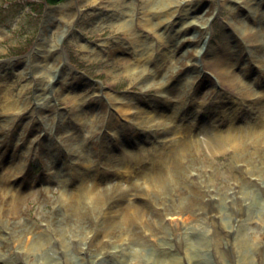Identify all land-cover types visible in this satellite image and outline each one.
Returning <instances> with one entry per match:
<instances>
[{
  "label": "rangeland",
  "instance_id": "374dc122",
  "mask_svg": "<svg viewBox=\"0 0 264 264\" xmlns=\"http://www.w3.org/2000/svg\"><path fill=\"white\" fill-rule=\"evenodd\" d=\"M91 1L69 0L37 14L31 7L36 10V2L42 4V0H0V186L5 182L14 194H22L21 218L31 226V233L14 235L17 241L9 235V241L0 240V264H154L149 260L154 259L153 247L141 250L137 258L131 250L103 257L95 251L100 250L99 240L94 249L87 250L88 244L72 238L75 232L82 240L89 234L82 232L77 208L85 220L93 219V208L85 200L72 204V209L54 205L55 200L69 196L62 194L82 191L74 170L80 168L84 174V160H76V154H90L112 179L117 172L107 165L126 156L125 150L148 154L152 137L142 130L145 125L139 129L130 124L113 98L164 117L174 106L185 105L180 110L182 123L200 135L206 127L214 128L215 120L226 122L223 112L235 111L239 124L252 122L256 99L263 96L264 0H176L177 5L193 9V14L178 11L172 18L169 34L179 30L187 35L178 40L182 45L178 51L166 58L159 50L163 44L159 31L141 21L151 1L125 0L122 5L112 4L115 0ZM131 17V28L122 29L120 24L127 25ZM188 27L193 29L185 31ZM202 28H206L204 41L199 40ZM163 36L165 46L172 39L168 33ZM137 44L144 54L146 45L158 46L155 56L150 53L147 59L143 54L142 60L148 61L139 67L133 64L138 58L130 51ZM260 46L263 58L252 59L251 51ZM46 50L43 56L39 54ZM241 58H246L243 69L234 70ZM154 70L160 72L152 76ZM164 70L166 78L161 76ZM170 76L171 89L160 90L159 84ZM235 77L241 79L240 84ZM42 85L49 92L45 98L39 93ZM249 89L258 96L250 98ZM104 118L120 121L125 147L105 130ZM201 138L197 157L208 180L211 176L212 183L223 189L222 196L228 198L235 215L229 217L228 208L220 206L223 216L211 214L207 226L194 220L168 222L169 229H178V237L169 240L173 244L169 260H175L173 264H241L244 251L249 264H264V222L256 220L262 214L264 219V179L249 184L254 187L238 186L234 148L209 149ZM258 154L264 156L263 147ZM53 213L69 225L59 223L58 236L50 235L53 239L49 240L46 233L53 232L44 216ZM237 246L243 248L239 254ZM132 247L124 245V249Z\"/></svg>",
  "mask_w": 264,
  "mask_h": 264
},
{
  "label": "bare ground",
  "instance_id": "6f19581e",
  "mask_svg": "<svg viewBox=\"0 0 264 264\" xmlns=\"http://www.w3.org/2000/svg\"><path fill=\"white\" fill-rule=\"evenodd\" d=\"M96 1L106 3L107 0H93L90 3ZM148 1H151V6L148 7L149 10L146 11L141 21L151 24L152 27L150 26V28L159 31V36L163 40V44L159 46L160 52L163 53L161 57L166 58L174 55L182 46L178 45V40L185 39L187 33L181 34L182 31L177 30L176 35L169 34L170 25L174 26L172 18L177 15L178 11L184 13L185 16H188L189 12L193 14V9L184 4H180V7L177 5L179 1L176 0ZM124 2L125 0H115L112 4L122 5ZM107 3L110 4V2ZM122 16L126 19L129 15L125 12ZM132 21L133 18L131 17V21L127 25L120 24L121 28H131ZM206 24L204 23L203 26H206ZM194 25L196 24L194 23ZM191 29L193 27H188L185 31ZM165 33H168V37L172 40L170 39L171 41L164 46L165 38L163 34ZM200 33L199 40H204L205 28ZM193 41L198 42L195 39ZM262 41L264 43V39H261L260 42ZM132 46L130 51L138 58L133 64L137 67L148 61L147 59L151 55L155 56V50L158 47L157 45H146L144 54V50L141 49L140 45ZM259 48L262 47H257L251 51L250 56L252 59L261 60L263 58ZM47 52L48 50L39 52V54L41 53L43 56ZM143 54L146 55L147 59L142 60ZM245 60L246 58H241L234 65V70H242ZM163 66L164 64L161 67L163 68ZM142 68L144 67L142 66ZM166 71L164 70L161 73L164 78L167 77L165 75ZM157 72L160 71H155L151 75L155 76ZM144 76L142 75V77ZM172 79L170 76L167 81L161 82L159 84L160 90L162 88L166 91L171 89L168 85ZM235 80H237V83H241L240 78L235 77ZM252 92L251 89L248 90L250 98L258 96L255 92L253 94ZM39 93L44 95L43 98L49 94L46 85L39 87ZM112 100L120 115L127 118L130 124L139 129H142L140 128L141 124L145 125L142 126V130L152 137L148 154L133 155V152L125 150L124 155L126 156L119 157L113 166L107 165L117 172L113 179L101 169L103 164L95 161L90 154H81L83 156L76 154L78 156L76 160H84L82 168L85 173L83 174L80 168L74 170L79 177L82 191L62 194L69 196L65 199L62 197L55 200L54 205L60 206V208L65 205L72 209V204L78 205L76 203L79 200H85L93 208L91 222L83 218L81 208L76 209L82 232H89L93 236L87 234L85 240H82L81 237L78 238L77 234L79 232H75V235L72 236L73 239L88 244L87 250L94 249L93 247L99 240L100 250L95 249L96 254H103V257H106L105 255H114L113 257H115L125 255L126 252L131 250L132 256L137 258L138 255H141V250L153 247L155 248L153 251L154 259H149L152 260L151 263L173 264L171 261L175 260H169L173 259V255L170 254L173 244L169 240L171 237H178V229H169L168 222L177 220L185 224L188 220H194L196 223L200 222L207 226L210 223L208 219L211 218V214L217 213L223 216L220 206L228 208L229 217L233 218L232 216L235 215L234 208H232L228 198L222 196L223 189L217 188L212 183L215 181L211 176L210 181L208 180L209 175L202 167L201 160L197 157V152H200L201 146L200 137H203L201 138L203 139L202 142L209 149L218 146L234 148L235 164L233 168L235 169L236 166L238 168V173L235 172L238 186L246 184L245 186L254 187L251 185L264 179V156L258 154L260 148H264V93L263 96H258L256 99L259 100L258 108L254 109L256 114L252 122L246 125L239 124L235 111L232 113L231 111L223 112L227 121L215 120V127H206L204 131L200 132L202 133L200 135L191 131V127L182 123L183 114L180 110L185 105L177 108L174 106L173 109L169 110L168 117H164L152 110L148 111L144 108L135 107L131 101L118 98ZM41 108L45 107L42 106ZM243 110L244 108H241V111ZM175 122L177 125L174 127ZM103 124L106 131L111 132L114 138L120 140L121 146L125 147L127 145V142L122 139L124 129H122L119 120L108 118L106 122L104 118ZM25 136L22 135V138H25ZM22 138L19 137L18 140ZM262 142L263 146H261ZM194 146H197L196 151L193 150ZM104 165L106 166V164ZM70 166L67 162L66 167ZM23 168L26 169L25 165H23ZM73 169L71 168L72 171ZM230 171L225 174L229 176ZM115 179H118V181ZM1 185L0 240H3V242L9 241L10 239L6 236L9 235L12 236V240L17 241L15 236L19 238V234L31 233L30 224L25 218H21V205L24 198L20 192L14 194L15 192L5 182ZM83 192L85 194L80 196ZM225 194L228 196L227 193ZM41 198L43 197L40 196ZM47 202L50 201L47 199ZM223 203L225 205H222ZM85 210L88 209L85 208ZM187 212H190V215L188 218H184ZM44 218L48 222L51 232H53H47L48 235L46 233L49 240L58 236L57 225L59 223L64 226L69 225L65 218L54 213L47 214ZM256 220L263 223V214L259 215ZM216 234L217 229L214 235L216 236ZM104 239L107 240L104 241ZM125 244L132 245V249H124ZM241 245L249 247L245 242H242ZM242 249L237 246V250L240 251L238 254L241 253ZM111 250H116V252ZM187 250L189 251L190 247ZM242 253L241 264H249L247 253L244 251ZM116 259L119 260L120 258ZM178 262L180 261L178 260Z\"/></svg>",
  "mask_w": 264,
  "mask_h": 264
},
{
  "label": "trees",
  "instance_id": "16d2710c",
  "mask_svg": "<svg viewBox=\"0 0 264 264\" xmlns=\"http://www.w3.org/2000/svg\"><path fill=\"white\" fill-rule=\"evenodd\" d=\"M49 4L55 5L65 0H46ZM37 11V10H36Z\"/></svg>",
  "mask_w": 264,
  "mask_h": 264
}]
</instances>
